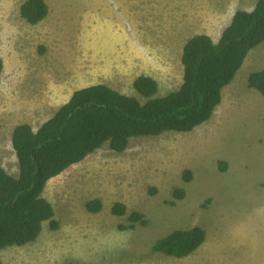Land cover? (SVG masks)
Masks as SVG:
<instances>
[{
	"label": "rangeland",
	"instance_id": "1",
	"mask_svg": "<svg viewBox=\"0 0 264 264\" xmlns=\"http://www.w3.org/2000/svg\"><path fill=\"white\" fill-rule=\"evenodd\" d=\"M25 0H0V166L17 177L13 129L37 130L80 89L104 84L146 99L132 84L149 76L156 97L182 83V47L206 34L217 42L237 10L257 0H45L36 26L20 16ZM264 70V42L253 49L211 119L190 133L133 138L107 147L51 179L42 196L59 228L0 252L2 264H264V97L248 76ZM226 163L225 171L220 163ZM191 171L190 182L183 173ZM184 191L178 198L176 192ZM99 199L102 210L85 204ZM121 203L124 216L111 207ZM142 216L134 229L128 217ZM203 229L186 258L153 245L176 230Z\"/></svg>",
	"mask_w": 264,
	"mask_h": 264
},
{
	"label": "trees",
	"instance_id": "2",
	"mask_svg": "<svg viewBox=\"0 0 264 264\" xmlns=\"http://www.w3.org/2000/svg\"><path fill=\"white\" fill-rule=\"evenodd\" d=\"M49 8L45 0H25L20 16L36 26L46 19ZM264 42V0H257L251 11L237 10L219 40L206 34L188 39L182 47V83L178 89L156 97L159 84L152 77L141 75L132 84L133 90L146 99L123 95L104 84L75 91L37 130L28 124L17 125L11 144L18 163V176L8 174L0 166V252L12 247L35 243L44 226L55 231L52 204L42 194L47 183L83 162L99 149L107 147L124 152L133 138L159 137L168 132L190 133L208 122L221 105L223 90L232 84L250 52ZM4 70L0 58V79ZM248 88L264 97V70L248 76ZM225 171L226 163H220ZM190 182L191 171L183 173ZM184 191L176 192L178 198ZM99 199L88 201L89 213H99ZM115 216H124L125 205L111 207ZM134 229L142 216L128 217ZM206 240L199 227L176 230L155 242L152 250L173 258L192 255ZM2 264V262H0Z\"/></svg>",
	"mask_w": 264,
	"mask_h": 264
},
{
	"label": "crops",
	"instance_id": "3",
	"mask_svg": "<svg viewBox=\"0 0 264 264\" xmlns=\"http://www.w3.org/2000/svg\"><path fill=\"white\" fill-rule=\"evenodd\" d=\"M229 86H231V85H229Z\"/></svg>",
	"mask_w": 264,
	"mask_h": 264
}]
</instances>
